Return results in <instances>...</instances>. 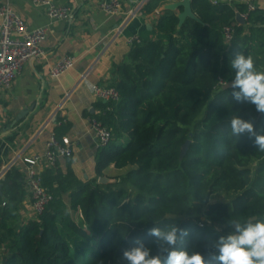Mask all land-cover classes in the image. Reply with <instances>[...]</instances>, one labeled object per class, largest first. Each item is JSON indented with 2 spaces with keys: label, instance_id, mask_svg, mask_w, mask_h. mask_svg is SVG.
Instances as JSON below:
<instances>
[{
  "label": "trees",
  "instance_id": "obj_1",
  "mask_svg": "<svg viewBox=\"0 0 264 264\" xmlns=\"http://www.w3.org/2000/svg\"><path fill=\"white\" fill-rule=\"evenodd\" d=\"M182 1L150 0L143 13ZM211 1L192 0L200 21L187 19L181 28L178 13L164 11L155 25L160 38L141 39L115 67L110 88L120 101L109 102L97 117L114 139L99 150L96 179L79 180L71 169L66 174L46 170L43 185L53 202L25 225L20 216L28 196L24 173L12 168L6 175L0 264H120L122 251L136 240L155 254L148 230L168 224L187 229L182 246L211 260L215 240L231 231L227 220L264 219V152L254 138L235 137L230 130L231 117L240 115L254 116L257 131H264V114L236 102L228 87L234 78L229 61L237 48L264 70V9L248 13L242 4L213 6ZM238 13L249 14L248 21L237 25L228 46L223 30ZM111 167L128 172L114 185H100ZM217 197L229 201L212 204Z\"/></svg>",
  "mask_w": 264,
  "mask_h": 264
},
{
  "label": "crops",
  "instance_id": "obj_2",
  "mask_svg": "<svg viewBox=\"0 0 264 264\" xmlns=\"http://www.w3.org/2000/svg\"><path fill=\"white\" fill-rule=\"evenodd\" d=\"M72 9L68 21H53L31 0H0L10 5L32 29H46L48 38L43 44L45 58L29 62L15 80L9 93L0 96V176L18 168L28 178L27 158L43 155L52 136L67 137L73 143L74 157L60 160L58 172L71 169L79 180L97 178L96 158L99 153L92 121L103 116L109 104L93 94L94 86L108 87L114 83L116 66L127 61L131 47L128 40L159 39L155 29L164 8L152 15L143 13L140 0H120L123 15L107 16L100 8L102 0H56ZM252 2L264 9V0H234V5ZM72 56L75 67L53 78L51 71L63 58ZM46 169H39L44 173ZM117 172L115 167L105 171ZM3 177V179L6 177ZM115 178V177H114ZM3 179L0 181L2 184ZM27 198L20 216L23 224L32 219V197Z\"/></svg>",
  "mask_w": 264,
  "mask_h": 264
},
{
  "label": "built area",
  "instance_id": "obj_3",
  "mask_svg": "<svg viewBox=\"0 0 264 264\" xmlns=\"http://www.w3.org/2000/svg\"><path fill=\"white\" fill-rule=\"evenodd\" d=\"M37 8H42L48 17L53 21H68L71 19L72 9L59 5L56 0H31ZM150 0H140V9H143ZM212 5L217 6L224 2L233 6L234 0H212ZM243 4L247 7L248 13L257 9L254 1ZM101 10L110 17L123 15V7L120 0H102ZM247 22L249 14H241ZM239 23L234 22L224 28V39L228 46H231L236 28ZM48 38L46 29L32 30L14 11L10 5L0 6V96L9 93L17 77L22 73L24 66L29 62L39 61L45 58L43 44ZM141 43V38L131 37L128 45L133 47ZM76 58L68 56L59 61L51 71L53 78H60L72 70L76 65ZM93 94L106 102L120 101V95L114 88L94 86ZM92 132L95 136L98 149H105L111 145L114 136L111 130L102 126L97 120L92 121ZM74 157L72 141L67 138L52 136L46 144L43 155H36L27 158L24 163L28 166L27 185L32 197V219L38 220L53 202V196L43 185V173L39 169H54L60 160H68ZM5 173V172H4ZM6 175L1 174L0 181ZM5 207L6 204H3Z\"/></svg>",
  "mask_w": 264,
  "mask_h": 264
},
{
  "label": "clouds",
  "instance_id": "obj_4",
  "mask_svg": "<svg viewBox=\"0 0 264 264\" xmlns=\"http://www.w3.org/2000/svg\"><path fill=\"white\" fill-rule=\"evenodd\" d=\"M229 65L234 71V78L228 85L232 98L239 103H250L257 113L264 114V70H258L253 57L239 48L233 51ZM230 130L235 137L254 138V146L264 152V131H257L254 116L246 119L233 115ZM226 226L231 231L215 240L211 260L182 246L184 238L189 236L187 229L168 224L148 230L147 234L154 238L158 248L155 254L142 241L136 240L133 246L122 251L120 264H264V219H229Z\"/></svg>",
  "mask_w": 264,
  "mask_h": 264
},
{
  "label": "water",
  "instance_id": "obj_5",
  "mask_svg": "<svg viewBox=\"0 0 264 264\" xmlns=\"http://www.w3.org/2000/svg\"><path fill=\"white\" fill-rule=\"evenodd\" d=\"M165 11H171L178 13V18L180 20V27L183 26V24L186 22L187 19H193L196 21H200L196 15L193 13L192 9V0H183L182 2H178L175 4L168 5L164 8ZM237 22L239 24L245 25L246 21L243 19L241 14H237ZM191 145V141H188L185 146L182 148L181 152V159L183 160L189 150V147ZM6 173V172H5ZM3 173V174H5ZM117 183V180L110 179L106 176L99 179L100 185H114ZM2 195V185L0 184V196Z\"/></svg>",
  "mask_w": 264,
  "mask_h": 264
},
{
  "label": "rangeland",
  "instance_id": "obj_6",
  "mask_svg": "<svg viewBox=\"0 0 264 264\" xmlns=\"http://www.w3.org/2000/svg\"><path fill=\"white\" fill-rule=\"evenodd\" d=\"M129 139H127L128 141ZM258 169V165H255L254 166V171H256ZM128 172V170H124V171H117V172H114V171H110L109 172V175H111V177L113 179L115 178H118V177H121L122 175H125L126 173ZM115 177V178H114ZM229 201L228 198L226 197H217L215 199L212 200V204H217V203H227ZM80 219V215H77V220ZM198 222V221H197ZM200 225L202 226V223H200Z\"/></svg>",
  "mask_w": 264,
  "mask_h": 264
}]
</instances>
